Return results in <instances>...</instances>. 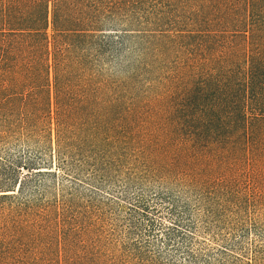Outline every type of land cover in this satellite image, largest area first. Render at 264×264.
<instances>
[{
    "label": "trees",
    "instance_id": "1",
    "mask_svg": "<svg viewBox=\"0 0 264 264\" xmlns=\"http://www.w3.org/2000/svg\"><path fill=\"white\" fill-rule=\"evenodd\" d=\"M262 215L264 0H0V264H264Z\"/></svg>",
    "mask_w": 264,
    "mask_h": 264
},
{
    "label": "rangeland",
    "instance_id": "2",
    "mask_svg": "<svg viewBox=\"0 0 264 264\" xmlns=\"http://www.w3.org/2000/svg\"><path fill=\"white\" fill-rule=\"evenodd\" d=\"M127 58L133 60L136 56H138L137 51H133L131 53H127ZM24 147L29 148V150H33L35 152L37 149L39 150V147L36 145H25V144H11L10 151L16 152V154L20 153L19 151H22ZM25 150V149H24ZM56 179V180H55ZM54 180L46 181V183L51 187L52 192L54 190L52 189V186H59L60 178H55ZM45 184V183H44ZM53 184V185H52ZM263 221H264V216ZM209 240V239H208ZM238 250H244L247 252H253L256 248H261V250H264V224H259L256 230L249 229L247 232H245L244 235L240 237V239L235 243ZM257 246V247H256ZM264 252V251H263Z\"/></svg>",
    "mask_w": 264,
    "mask_h": 264
}]
</instances>
